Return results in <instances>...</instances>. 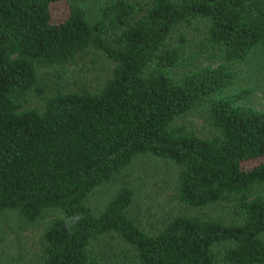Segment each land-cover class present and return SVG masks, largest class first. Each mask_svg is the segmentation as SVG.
<instances>
[{
  "label": "trees",
  "instance_id": "obj_1",
  "mask_svg": "<svg viewBox=\"0 0 264 264\" xmlns=\"http://www.w3.org/2000/svg\"><path fill=\"white\" fill-rule=\"evenodd\" d=\"M103 1L89 16L79 0H0V213L32 223L57 211L39 264H102L92 246L103 235L130 246L134 264H264V110L233 90V65L264 52V0ZM194 19L219 61L174 75ZM88 48L113 63L103 85L43 95L36 67ZM28 93L40 109H22ZM204 100L213 133L201 138L176 120ZM140 155L179 167L178 203L228 202L239 222L180 213L147 232L128 215V186L93 213L89 193Z\"/></svg>",
  "mask_w": 264,
  "mask_h": 264
},
{
  "label": "rangeland",
  "instance_id": "obj_2",
  "mask_svg": "<svg viewBox=\"0 0 264 264\" xmlns=\"http://www.w3.org/2000/svg\"><path fill=\"white\" fill-rule=\"evenodd\" d=\"M146 8L147 0H128ZM102 0H79V4L91 16ZM207 21L194 19L182 25L184 33L185 63L172 70L176 75L197 66L215 64L219 61V52L205 45ZM175 43V39H171ZM112 61L95 49L88 48L75 55L60 66H37L35 71L44 87L43 95L49 96L55 91H76L81 88L95 91L100 88L110 74ZM237 74L234 91L246 90L247 94L240 100L243 105L264 110V52L254 49L240 63L234 64ZM42 98L28 93L22 109H40ZM208 103L199 102L191 111L179 117L176 123L189 127L201 138L209 137L213 128L206 117ZM179 167L169 161L140 155L122 169L114 179L101 184L87 197V205L93 213L102 209L112 192L120 186L132 190V199L128 215L139 227L153 232L170 217L184 213L220 220L223 223H237L231 203L220 202L202 208H189L176 201L175 183ZM258 191V188H254ZM256 191V192H257ZM57 214L54 209H47L35 222H25L13 209L0 213V264H39L42 247L41 234L45 225ZM264 241V233L261 234ZM102 264H134L133 249L115 235H103L93 244ZM220 249V247L218 248Z\"/></svg>",
  "mask_w": 264,
  "mask_h": 264
}]
</instances>
